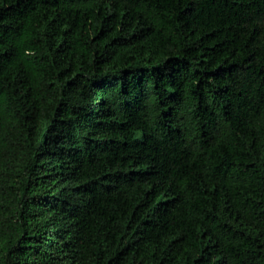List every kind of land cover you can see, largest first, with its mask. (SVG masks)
Segmentation results:
<instances>
[{"label": "trees", "instance_id": "trees-1", "mask_svg": "<svg viewBox=\"0 0 264 264\" xmlns=\"http://www.w3.org/2000/svg\"><path fill=\"white\" fill-rule=\"evenodd\" d=\"M0 264H264V0H0Z\"/></svg>", "mask_w": 264, "mask_h": 264}]
</instances>
